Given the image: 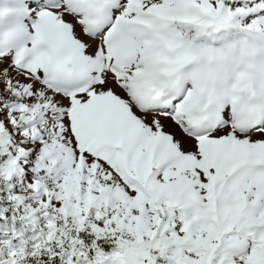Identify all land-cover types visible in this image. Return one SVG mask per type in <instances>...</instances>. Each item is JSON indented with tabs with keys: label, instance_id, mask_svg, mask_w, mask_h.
Listing matches in <instances>:
<instances>
[{
	"label": "snow or ice",
	"instance_id": "6c2138e0",
	"mask_svg": "<svg viewBox=\"0 0 264 264\" xmlns=\"http://www.w3.org/2000/svg\"><path fill=\"white\" fill-rule=\"evenodd\" d=\"M0 264H264V0H0Z\"/></svg>",
	"mask_w": 264,
	"mask_h": 264
}]
</instances>
